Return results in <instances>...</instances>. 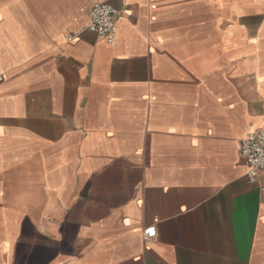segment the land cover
I'll return each instance as SVG.
<instances>
[{"label":"crops","instance_id":"obj_1","mask_svg":"<svg viewBox=\"0 0 264 264\" xmlns=\"http://www.w3.org/2000/svg\"><path fill=\"white\" fill-rule=\"evenodd\" d=\"M105 1L0 0V264H264V0Z\"/></svg>","mask_w":264,"mask_h":264},{"label":"built area","instance_id":"obj_2","mask_svg":"<svg viewBox=\"0 0 264 264\" xmlns=\"http://www.w3.org/2000/svg\"><path fill=\"white\" fill-rule=\"evenodd\" d=\"M117 10L111 3L105 0H92L89 11V22L85 29L95 33L112 45L115 41V19ZM4 81V75L0 72V85ZM240 155L244 158L247 167L246 178L248 183H257L261 172H264V129L250 132L240 139ZM260 191L264 193V184L260 185ZM145 238L155 236L154 226L143 229Z\"/></svg>","mask_w":264,"mask_h":264}]
</instances>
